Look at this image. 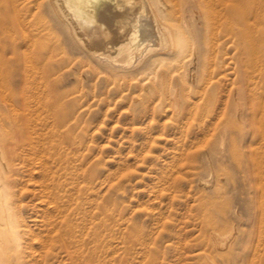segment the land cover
Returning a JSON list of instances; mask_svg holds the SVG:
<instances>
[{"label":"rangeland","instance_id":"1","mask_svg":"<svg viewBox=\"0 0 264 264\" xmlns=\"http://www.w3.org/2000/svg\"><path fill=\"white\" fill-rule=\"evenodd\" d=\"M15 4L0 0V144L40 238L18 264H264V0H218L200 73L217 90L185 115L81 63L43 0Z\"/></svg>","mask_w":264,"mask_h":264},{"label":"bare ground","instance_id":"2","mask_svg":"<svg viewBox=\"0 0 264 264\" xmlns=\"http://www.w3.org/2000/svg\"><path fill=\"white\" fill-rule=\"evenodd\" d=\"M12 2L18 12L15 0ZM43 2L71 54L81 56V63L85 60L122 93L146 92L160 101V107L180 115L195 110V100L207 87L215 94L216 83L202 81L200 73L210 65L208 50L216 45L218 0ZM250 11V6L243 10L247 22H257L258 14L251 19ZM25 73L26 80V68ZM5 154L0 144V262L18 264L21 257H30L32 240L39 234L21 218L15 193L5 177L9 168Z\"/></svg>","mask_w":264,"mask_h":264}]
</instances>
